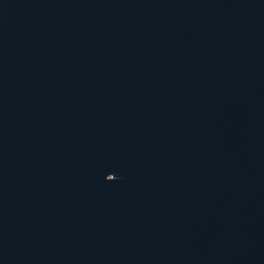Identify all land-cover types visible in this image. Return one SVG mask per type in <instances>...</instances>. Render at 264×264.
Masks as SVG:
<instances>
[{
  "label": "water",
  "instance_id": "1",
  "mask_svg": "<svg viewBox=\"0 0 264 264\" xmlns=\"http://www.w3.org/2000/svg\"><path fill=\"white\" fill-rule=\"evenodd\" d=\"M0 264H264V0H0Z\"/></svg>",
  "mask_w": 264,
  "mask_h": 264
}]
</instances>
